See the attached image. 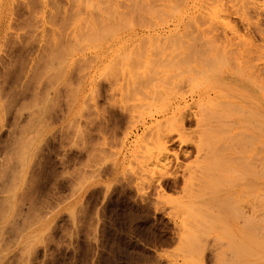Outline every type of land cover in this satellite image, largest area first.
I'll use <instances>...</instances> for the list:
<instances>
[{"label":"rangeland","instance_id":"rangeland-1","mask_svg":"<svg viewBox=\"0 0 264 264\" xmlns=\"http://www.w3.org/2000/svg\"><path fill=\"white\" fill-rule=\"evenodd\" d=\"M259 29L264 0H0V264H264Z\"/></svg>","mask_w":264,"mask_h":264},{"label":"bare ground","instance_id":"bare-ground-1","mask_svg":"<svg viewBox=\"0 0 264 264\" xmlns=\"http://www.w3.org/2000/svg\"><path fill=\"white\" fill-rule=\"evenodd\" d=\"M257 7V6H256ZM260 7V6H259ZM254 8V7H253ZM260 12V11H259ZM258 13V12H257ZM260 14V13H258ZM261 15V14H260ZM259 15V16H260ZM261 17V16H260ZM259 18V17H258ZM257 27H259V23H256ZM225 29V28H224ZM221 30V29H220ZM222 31H224V37L226 38L227 40V32H225V30L222 29ZM259 32L262 34L263 32V35H264V30H260L259 29ZM223 35V33H222ZM221 36V31H219V28H213L212 30V40H213V46H212V68L214 69V71L216 72V75L218 76V78H220V80L218 81L219 82H222L224 83L225 85L224 86H231V83L233 81V79L236 77V66H230L229 64V67H224V68H221V64L223 62H226L227 61V56L228 54L232 51L231 49H227L226 47L221 50L220 49V37ZM263 38V36H262ZM263 42V41H262ZM263 44V43H262ZM256 47H257V44H256ZM263 47V46H262ZM260 47H258L255 51L258 53L257 56H261L262 53H264V47L262 49H260ZM261 52V53H260ZM261 54V55H260ZM260 57H258L259 59ZM246 61H249L247 62L248 63V67L251 66V68L253 67V55H251ZM245 61V62H246ZM250 61H251V65H250ZM263 66H258L257 67V70L253 67V69H255L256 71H251L249 72L248 69H246L245 66V69H246V74H243V77H242V84L245 85V89H246V93H245V96H246V99H251L254 95L258 94L259 95V98L260 100L257 102V112L260 113V116H261V124H260V131L262 132V144H261V148H260V154L258 156V162L257 165V175H258V180H259V185H260V188H261V192H262V197L263 196V193H264V63H262ZM245 65V64H243ZM247 65V64H246ZM256 65V64H254ZM250 69V68H249ZM214 72V73H215ZM214 76V75H213ZM216 80V79H215ZM237 81V80H236ZM216 83V84H215ZM215 86L217 85V82L215 81ZM220 85V83L218 84V86ZM227 88V87H226ZM233 88V87H232ZM229 89V88H228ZM231 89V88H230ZM256 93V94H255ZM258 98V96H257ZM248 108V107H246ZM19 147V146H18ZM256 165V166H257ZM8 201V199H7ZM11 203V202H10ZM6 205V204H5ZM2 210V209H1ZM5 210V209H4ZM2 213V212H1ZM7 212L4 213V215L6 214ZM15 215V214H14ZM1 217V216H0ZM12 219V218H10ZM14 219V218H13ZM12 219V221H13ZM9 221V220H8ZM15 222V221H14ZM12 223V222H11ZM14 223H12L13 225ZM11 225V226H12ZM18 225V224H17ZM10 225H8L9 227ZM15 226V225H13ZM2 228H0L1 230ZM11 229V228H10ZM5 231V230H4ZM13 231H14V227H13ZM16 231V230H15ZM1 232V231H0ZM2 233V232H1Z\"/></svg>","mask_w":264,"mask_h":264}]
</instances>
